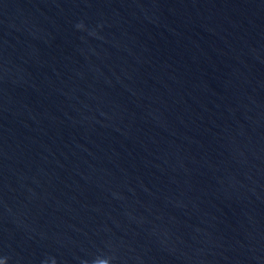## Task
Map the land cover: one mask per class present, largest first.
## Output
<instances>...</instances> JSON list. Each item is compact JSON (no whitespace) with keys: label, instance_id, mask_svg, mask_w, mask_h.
I'll list each match as a JSON object with an SVG mask.
<instances>
[{"label":"water","instance_id":"1","mask_svg":"<svg viewBox=\"0 0 264 264\" xmlns=\"http://www.w3.org/2000/svg\"><path fill=\"white\" fill-rule=\"evenodd\" d=\"M0 264H264V0H0Z\"/></svg>","mask_w":264,"mask_h":264}]
</instances>
